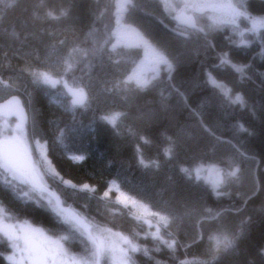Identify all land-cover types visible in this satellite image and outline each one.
<instances>
[{
    "label": "trees",
    "instance_id": "trees-1",
    "mask_svg": "<svg viewBox=\"0 0 264 264\" xmlns=\"http://www.w3.org/2000/svg\"><path fill=\"white\" fill-rule=\"evenodd\" d=\"M10 2L5 0L4 4H0V16H3V23L0 24V78L11 83L12 87L0 88V102L19 95L30 115L27 130H30L32 138L46 144L47 155L56 171L77 185L87 183L96 188V193L73 191L60 184L58 179L48 176L53 191L87 223L135 238L142 249H149L147 256L143 251L131 254L135 264H178L174 255L180 259L186 256L188 259H207L208 235L221 226L228 231H237L242 220L246 223L236 250L224 255L219 264H264V255L260 254L264 250V192L250 200L239 215L225 213L220 221L209 222L202 221L198 211L170 225L181 245L191 244L187 249L178 248L175 254L163 246L160 251L154 250L157 242L150 236H144L148 226L143 220L134 219L132 213L135 212H130V207L117 202L114 190L108 198L100 199L110 181L116 180L121 191L145 200L154 211L165 202L180 214L183 213L184 203H196L201 211L205 207L217 210L239 205L241 197L237 192L251 189V176H247L241 185L229 188L230 195L218 199L211 194L212 185L204 178L197 179L193 172V179L188 180L180 172L181 167L212 166L221 161L227 163L234 157L241 161L243 169L254 172L256 178L264 183V28L257 27L254 34L245 31L241 37L231 25H225L222 30L209 33L208 40L215 46L209 48L202 34L185 38L174 32L181 29L170 20L160 0H135L136 8L127 9L123 21L135 26L153 43L166 48L174 62V71L169 80L168 72L162 70L153 81L154 87L132 96L129 109L133 113L138 109L158 110L163 98L167 104L166 113H161L150 125L128 120L115 129L100 121L99 116L109 109L120 110L124 105L118 96L108 95L105 88L114 79L132 72L143 58V48L118 47L117 54L113 56V59L119 60L118 64H113L107 56L102 59L78 58L79 62L65 79L69 85L73 82L87 85L86 90L91 91L93 101L90 107L76 109L75 113L67 110L70 96L62 85H57L58 92L47 86L33 85L31 77L20 69L27 61L42 69L62 72L56 58L65 55L74 40L83 47L91 48L94 39L102 41L105 38L106 26L108 29L115 28L116 0H76L72 17L55 25L57 31L67 36L69 43L58 48L48 60H45L48 53L46 45L50 37L40 34L41 22L34 21L31 15L35 0H19L18 4L7 8L6 4ZM50 3L59 8L62 0H50ZM63 6L68 5L65 2ZM243 7L253 18H264V0H246ZM25 8L28 11H24ZM198 22L204 26L210 21L206 15H200ZM239 23L241 30L251 29L250 21L241 18ZM13 29L18 37L9 35ZM92 30H95L94 35L89 36ZM30 32L33 34L28 35ZM37 50L39 60L34 55ZM223 52L229 54L233 64L244 67L243 78L230 65H219L218 55ZM209 71L230 88L233 95H242L246 107L229 104L218 89L208 84ZM171 85L178 87L183 96L178 95ZM201 119L226 142H217L200 130L198 141L185 140L174 158H166L163 149L168 146L167 137L176 136L180 129L197 125ZM239 125H243L247 132L239 131ZM129 126L149 136L152 143L143 145V155L146 160L158 159L161 162L159 170L139 165L136 155L139 141L129 133ZM58 129L64 130L63 144L56 139ZM69 151L83 153L85 159L73 163L68 158ZM239 153H244V156ZM0 201L7 210L5 214L11 213L21 222L27 220L53 237L66 234L65 228L57 223L53 215L36 207L35 201L25 204L16 199L2 174ZM136 233L140 235L135 236ZM201 235L203 239L193 244V239ZM0 240H3L0 243V253H3L0 264H10L6 257L12 250L5 238L0 237ZM85 243H88L87 237L79 236L63 241L69 250L80 255L84 254ZM101 264L111 263L102 259Z\"/></svg>",
    "mask_w": 264,
    "mask_h": 264
},
{
    "label": "snow or ice",
    "instance_id": "snow-or-ice-1",
    "mask_svg": "<svg viewBox=\"0 0 264 264\" xmlns=\"http://www.w3.org/2000/svg\"><path fill=\"white\" fill-rule=\"evenodd\" d=\"M65 2L68 5L66 7L63 6ZM75 2L76 0H62L61 6L57 8L50 3V0H35L32 6L34 9L31 13L32 19L41 22L40 34H46L50 37V41L46 45L48 53L45 60L50 59L58 48L68 45L67 36L62 31H57L55 25L72 17ZM4 3L5 0H0V4ZM18 3L19 0H11L10 3L6 4V7L12 8L13 5ZM160 3L165 10L177 13L173 15V19L180 21L184 25V28L179 33L180 35L202 34L209 48L215 47L208 40L209 33L211 31L222 30L225 25H231L234 32L238 33L241 37L244 36L245 31H251L254 34L257 26L264 28V19L258 20L253 18L244 9L243 5L246 3V0H179L175 5L169 4L167 0H160ZM136 6L135 0H126L124 4H121L117 0L115 4L117 10L116 27L108 29L106 26L105 38L102 41L94 39L91 48L83 47L80 42L74 40L68 47L66 54L57 56L56 58V63L62 68V72L57 73L51 68L42 69L27 61L20 71L27 73L31 77L33 85H43L48 88H56L57 85H62L71 97L67 103V110L75 113L76 109H87L93 101L91 91L86 90L88 86L75 82L69 85L65 77L73 71L75 64L79 62L78 58L92 57L102 59L104 56H107L113 64H118L119 60L113 59V56L117 54V48L121 45L125 47L130 46L127 43V30L122 23L123 17L120 15V9L125 8L130 10L135 9ZM24 11H28V9L25 8ZM198 14L206 15L207 20L210 22L201 26L198 22ZM100 15H103V13H100ZM241 18L251 22V29H240L239 21ZM2 23L3 16H0V24ZM94 31H90L88 35L93 36ZM32 34L31 32L28 33V35ZM9 35L18 37L15 29ZM135 35V46L143 48L148 60L138 65L131 74L123 78L114 79L110 83V86L105 88V92L108 95L118 96L124 107L120 110L109 109L99 116L100 121L111 125L115 129H119L120 124L128 120L150 125L159 118L161 113L167 112V104L163 98L160 101L158 110L148 109L144 111L138 109L134 113L129 110L132 96H138L154 87L153 81L157 79L161 69L168 72L169 80L172 79L171 73L174 71V62L170 58L166 48L153 43L145 35L140 33H136ZM25 40H27V35L25 36ZM113 40H115L114 43L112 42ZM34 55L36 59H40L38 50ZM218 59L219 65H230L243 78L244 67L233 64L227 52L220 53ZM207 83L218 89L229 104L246 107V101L243 96L239 93L233 95L232 90L217 80L211 71L207 73ZM11 87V83L0 78V88L10 89ZM171 87L178 95L183 96L178 87L175 85H171ZM13 102L17 105V111L14 113L17 115L15 126L0 129V174L6 177L8 189L13 192L16 199L23 201L25 204L29 201H35L36 207L53 215L57 223L65 228L66 234L60 235L58 239H53L43 228L34 227L27 220L21 222L11 213L5 214L7 210L3 205V201H0V237L7 240L12 250L11 255L6 257L10 264H101L102 259H111L112 264H135L131 255L132 253L143 251L144 255L147 256L150 250L147 248L142 249L136 243L135 238L122 236L118 233L114 234L111 233L110 229L87 223L84 217L72 210L59 195L47 186L44 177L50 174L58 179L60 184L65 185L73 191L96 193L94 186L87 183L77 185L71 180L65 179L64 176L56 171L52 161L48 158L46 144L41 145L39 140L35 141L38 155H33V151L29 146V137L24 129V124L27 120V117L24 115V108L20 106L19 100L15 96H12L7 101V103ZM128 130L139 141L136 144V155L139 165L144 168L159 170L161 162L158 159L146 160L143 155V145L152 143L149 136L138 133L132 126H129ZM200 130L213 137L217 142H226L217 136L215 131L201 119L197 125L191 128L180 129L176 136L169 135L167 137L168 146L163 149V155L168 159L174 158L185 140L198 141L200 139ZM57 131L58 135L56 139L59 143L63 144L64 130L58 129ZM239 131L247 132V129L243 125H239ZM233 147L235 146L233 145ZM236 151L239 152V149L237 148ZM239 154L240 156H244V153ZM67 155L73 163H78L85 159V155L78 151H69ZM211 167L215 169L218 176L217 183L212 185L211 194L215 195L218 199L221 196L230 195L229 188L241 185L247 176H251V189L244 193L237 192V195L241 197L239 205H232L217 210L205 207L201 211L197 208L196 203H184L183 213L180 214L174 209H170L167 206V202H165L158 210L154 211L152 210V206L145 200L138 199L135 195H129L121 191L116 180L110 181L100 199L104 200L108 198L114 189L118 191L120 193L117 197L118 203H123L125 207H129L130 205V212L135 208L142 210L141 215L132 214L134 219L143 220V223L148 226L149 230L144 233V236L145 238L150 236L157 242L154 250L160 251L161 246H163L175 254L178 248L183 247L187 249L191 247V244L181 245L170 230V225L183 219L184 216H190L198 211L201 213V220L209 222L220 221L225 213L239 215L245 210L250 200L255 198L260 192H264V183H261L256 178L254 172H248L243 169L241 161L235 157L227 163L221 161L213 164ZM203 170V165H199L194 169L180 168V172L188 180L193 179V172H195V177L199 179L200 173ZM21 185L24 187H20ZM245 223L246 220H242L237 231H228L221 226L216 231L210 233L207 237L209 242L207 259H188L187 256L184 259H180L175 257V255L174 258L178 260V264H219V260L224 255L236 250L237 242L244 233L243 225ZM162 230H164L163 233ZM139 235L140 233L135 234V236ZM78 236L87 237L88 243H85L83 255L73 256L64 247L62 242L77 238ZM113 236H119L120 243L114 241ZM200 239H203L202 235L193 239L192 243L195 244ZM2 242L3 240H0V243ZM260 254L264 255V250ZM0 255H3V253H0ZM157 264H160V262H157Z\"/></svg>",
    "mask_w": 264,
    "mask_h": 264
},
{
    "label": "rangeland",
    "instance_id": "rangeland-1",
    "mask_svg": "<svg viewBox=\"0 0 264 264\" xmlns=\"http://www.w3.org/2000/svg\"><path fill=\"white\" fill-rule=\"evenodd\" d=\"M116 2H117V0H116ZM119 2L121 3V4H124V3H126V0H119ZM167 2L169 3V4H171V5H175V4H177L178 2H179V0H167ZM126 10L127 9H125V8H121L120 9V15L123 17L124 15V13L126 12ZM117 11V10H116ZM167 11V13L169 14V18H173V15H176L177 13H174V12H171L170 10H166ZM255 19H264V18H255ZM176 21V20H175ZM122 23L124 24V26H125V29L127 30V34H126V39H127V43L130 45V46H128V47H135V41H136V33H140V34H142L141 33V31L140 30H138L135 26H133V25H131V24H128V23H125L124 21H122ZM174 24H175V22H173ZM177 26H180V25H177ZM115 27H116V24H115ZM257 27H259V26H257ZM143 35V34H142ZM121 46H123V45H121ZM148 60V57L145 55V52H144V54H143V58L138 62V64L136 65V67L134 68V69H136L137 68V66L138 65H140L142 62H146ZM133 69V70H134ZM133 70H132V72H133ZM162 70L163 69H161L160 71H159V73H158V76L161 74V72H162ZM131 72V73H132ZM130 73V74H131ZM149 75H151V73H149ZM59 86H57L56 88H53L52 90L53 91H55V92H58V90H59V88H58ZM67 91V90H66ZM70 98V97H69ZM15 126V122H14V120H10V119H5V118H0V129H5V128H12V127H14ZM25 132L27 133V135H28V137H29V146H30V149L33 151V154H34V156H37L38 155V150H37V146H36V143H35V141L36 140H39V139H36V138H32L31 137V135H30V130H27V128H26V130H25ZM40 141V143H41V145H44L45 143L43 142V141H41V140H39ZM46 152H47V150H46ZM49 158V157H48ZM203 168H204V170L203 171H201V173H200V178H204L207 182H209L211 185H213V184H215V183H217V181H218V176H217V173H216V171H215V169H213L211 166H203ZM48 176H51V177H53L52 175H45V177H44V180H45V182H46V184H47V186L53 191V187H52V185H50L49 183H48ZM66 187V186H65ZM114 191H115V196L116 197H118L119 195H120V193L118 192V191H116L115 189H114ZM55 192V191H54ZM109 195H111V193L109 194ZM121 199H123V197H121ZM122 205H124L123 203H121ZM129 207H131L130 205H129ZM72 210H74L73 208H71ZM137 215H141L142 214V210L141 209H139V208H135V209H132ZM75 211V210H74ZM75 212H77V211H75ZM34 227H37V226H35V225H33ZM111 233H114V234H116V233H118L119 235H122L120 232H114V231H112L111 230ZM49 235V234H48ZM49 236H51V235H49ZM122 236H124V235H122ZM53 239H58L59 237H53V236H51ZM113 238V240L114 241H116L117 243H120V241H119V236H113L112 237ZM63 243V242H62ZM90 245V244H89ZM64 247L68 250V252L71 254V255H73V256H81L79 253H77V252H73V251H71V250H69L68 248H67V246L64 244ZM8 255H11V252L8 254ZM7 255V256H8ZM109 261H110V263L112 264V261H111V259H108Z\"/></svg>",
    "mask_w": 264,
    "mask_h": 264
},
{
    "label": "water",
    "instance_id": "water-1",
    "mask_svg": "<svg viewBox=\"0 0 264 264\" xmlns=\"http://www.w3.org/2000/svg\"><path fill=\"white\" fill-rule=\"evenodd\" d=\"M177 22H178V25L184 27V25L180 21L177 20ZM174 32H176L177 34L180 33L177 31H174ZM180 36H182V35H180ZM182 37L186 38L187 36H182ZM15 97H17V99L19 100L20 106H22L24 108V115L27 117V120L24 124V128H25L26 125L28 124V121H29V112L24 107L22 99L17 95H15ZM10 98L3 101V102H0V117L5 118V119H13V120L17 121V115L14 114L17 111V105L15 102L7 103V101L10 100Z\"/></svg>",
    "mask_w": 264,
    "mask_h": 264
},
{
    "label": "flooded vegetation",
    "instance_id": "flooded-vegetation-1",
    "mask_svg": "<svg viewBox=\"0 0 264 264\" xmlns=\"http://www.w3.org/2000/svg\"><path fill=\"white\" fill-rule=\"evenodd\" d=\"M198 16H200V15L198 14ZM170 20H171L172 22H175L174 25H175L177 28H179V29H181V30L184 28L183 26H177V25H178V22H177L176 19H172V18H171ZM175 20H176V21H175ZM26 128H27V125H26V127H25L24 129L26 130ZM33 155H34V154H33Z\"/></svg>",
    "mask_w": 264,
    "mask_h": 264
},
{
    "label": "bare ground",
    "instance_id": "bare-ground-1",
    "mask_svg": "<svg viewBox=\"0 0 264 264\" xmlns=\"http://www.w3.org/2000/svg\"><path fill=\"white\" fill-rule=\"evenodd\" d=\"M15 96V95H14ZM17 96H19V95H17ZM20 97V96H19ZM71 98V97H70ZM23 104H24V102H23ZM24 107L26 108V110L28 111V109H27V107H26V105L24 104ZM29 112V111H28ZM29 121H30V115H29ZM28 121V122H29Z\"/></svg>",
    "mask_w": 264,
    "mask_h": 264
}]
</instances>
